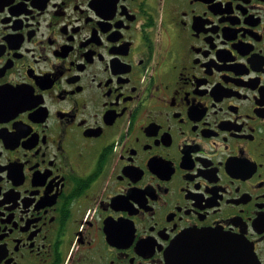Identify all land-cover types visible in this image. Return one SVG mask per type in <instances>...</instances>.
<instances>
[{
	"label": "flooded vegetation",
	"instance_id": "1",
	"mask_svg": "<svg viewBox=\"0 0 264 264\" xmlns=\"http://www.w3.org/2000/svg\"><path fill=\"white\" fill-rule=\"evenodd\" d=\"M170 247L264 264V0H0V264Z\"/></svg>",
	"mask_w": 264,
	"mask_h": 264
},
{
	"label": "water",
	"instance_id": "2",
	"mask_svg": "<svg viewBox=\"0 0 264 264\" xmlns=\"http://www.w3.org/2000/svg\"><path fill=\"white\" fill-rule=\"evenodd\" d=\"M200 233V235H196L197 240H205L209 241V239L213 236L214 234H202ZM223 238V236H222ZM232 240V239H229ZM228 240V242L230 243V241ZM252 251H247L244 250V253L242 254V259L239 260V256L237 254H233L231 252L226 253V255L223 254L224 258H222L221 255L216 256L215 251H213V256L211 258H208L207 261L209 264H211L213 262V264H225V262L223 263V259H227L229 260L228 264H252L251 263V257H252ZM167 263L168 264H175V258H174V250L173 248L170 247L169 252L167 253ZM219 262V263H218ZM227 264V263H226Z\"/></svg>",
	"mask_w": 264,
	"mask_h": 264
}]
</instances>
